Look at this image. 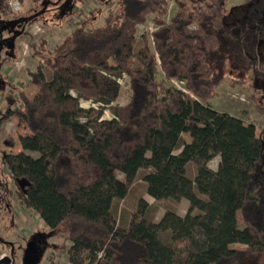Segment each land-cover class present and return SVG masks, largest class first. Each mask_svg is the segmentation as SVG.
<instances>
[{"label": "trees", "instance_id": "trees-1", "mask_svg": "<svg viewBox=\"0 0 264 264\" xmlns=\"http://www.w3.org/2000/svg\"><path fill=\"white\" fill-rule=\"evenodd\" d=\"M10 1L0 0L1 13ZM174 1L167 18L170 0H115L106 23L93 11L54 49L46 38L29 44L38 65L27 73L37 92L21 91L6 114L30 135L20 138L24 151L6 154L4 163L15 183L25 182L24 205L46 228L60 230L72 260L264 264V135L209 105L226 80L230 53L248 70L246 82H234L248 83L264 114V0H247L246 8L229 0ZM149 21L155 30L140 34ZM123 79L129 101L113 105ZM106 108L111 119H103ZM146 169L149 196L186 199L189 210L147 222L150 206L140 198L120 225L114 206L130 189L119 173L132 179Z\"/></svg>", "mask_w": 264, "mask_h": 264}, {"label": "rangeland", "instance_id": "rangeland-1", "mask_svg": "<svg viewBox=\"0 0 264 264\" xmlns=\"http://www.w3.org/2000/svg\"><path fill=\"white\" fill-rule=\"evenodd\" d=\"M246 2L247 0H229L232 8H246L243 6ZM114 3L115 0H49L46 6L45 0H11L10 11L7 14L0 12V260L8 257L9 264H93L88 259L84 260L82 255H76L72 260L67 250L61 248L63 236L60 230L51 231L46 228L39 214L22 202L20 193L25 189V182H14L4 163V156L24 151L20 138L30 135V131L23 121L6 113L18 105L17 99L21 91L26 90L31 94L37 92L27 73L38 65V60L32 56L30 42L46 38L49 47L54 49L79 22L91 15V12L94 11V19L101 12L99 21L106 23L111 10L114 9ZM12 6L18 7V11L14 12ZM175 10V1L170 0L167 18L173 15ZM242 15L246 16V11ZM94 22L99 23L97 20ZM147 27H153L155 30L152 22ZM143 32H148L149 36L151 34L149 29L140 31V34ZM232 55H225L222 72L226 80L219 88V97L209 105L217 111L227 112L242 119L245 125H254L256 135L263 136L264 114L255 110L250 99L253 89L248 83L241 85L234 82H246L247 64L243 62L236 65ZM239 57L243 59L245 56L239 53ZM175 85L180 89L183 87L180 82H175ZM258 88L261 89L262 84H259ZM130 93L128 81L124 79L121 95L113 105H125L129 101ZM73 94L75 95V92ZM260 103L264 105V95L260 97ZM82 106L90 108L93 104L82 101ZM111 118L112 114L106 108L103 119ZM184 138L186 142L191 141L188 134H185ZM25 152L37 156L36 153ZM218 162L219 157L214 158L210 167L217 169ZM149 171L141 170L132 179L119 173V178L126 181L130 189L129 195L116 201L114 206L120 225L128 223L131 214L137 210L140 198L150 206L146 214L147 222L158 223L167 212L183 217L188 212L190 204L186 199H154L146 193L144 176ZM198 212L195 209L193 214Z\"/></svg>", "mask_w": 264, "mask_h": 264}, {"label": "built area", "instance_id": "built-area-1", "mask_svg": "<svg viewBox=\"0 0 264 264\" xmlns=\"http://www.w3.org/2000/svg\"><path fill=\"white\" fill-rule=\"evenodd\" d=\"M12 9H13V11L14 12H16V11H18V7H14V6H12ZM150 23V22H149ZM148 23V24H149ZM148 24L146 25V26H143V27H140L139 28V33H140V31H144L145 29H149L151 32H153L154 31V29H153V27H150V28H148L147 26H148ZM152 25H153V23H152ZM124 80V79H123ZM123 80H119V82L122 84V81Z\"/></svg>", "mask_w": 264, "mask_h": 264}, {"label": "water", "instance_id": "water-1", "mask_svg": "<svg viewBox=\"0 0 264 264\" xmlns=\"http://www.w3.org/2000/svg\"><path fill=\"white\" fill-rule=\"evenodd\" d=\"M0 264H9V259L7 258H3L2 260H0Z\"/></svg>", "mask_w": 264, "mask_h": 264}]
</instances>
